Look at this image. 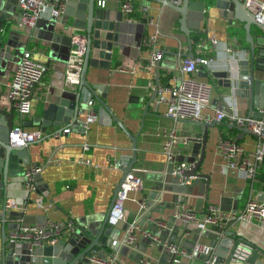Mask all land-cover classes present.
Returning <instances> with one entry per match:
<instances>
[{"label": "crops", "instance_id": "obj_1", "mask_svg": "<svg viewBox=\"0 0 264 264\" xmlns=\"http://www.w3.org/2000/svg\"><path fill=\"white\" fill-rule=\"evenodd\" d=\"M125 1L104 0L109 11L121 14V47H125V54L118 51V58L113 59L111 69L89 66L87 72L91 84L103 85L105 100L115 116L137 136L138 161L132 171L143 179V189L130 193L126 209L128 221H136L142 232L137 245H129L125 237L128 226L125 222L119 224L122 230L119 240L123 244L114 253L120 264H141L144 256L157 264H168L170 252L164 244H152L147 233L160 234L163 242L175 244L188 253L193 252L198 242L216 247L223 231L235 232L246 241L264 247V230L255 224L229 220L223 222L228 223L224 228L222 225H209L201 230L194 223L188 224L185 229L186 226L180 221H173V214L181 204L194 208L202 219L209 213L211 206L219 207L222 214L231 217L238 214L251 195L259 199L264 192V161L253 183L246 180L237 169L227 168L219 140L223 133L228 135L227 138H234L230 132L234 127L228 118L219 122L202 120L200 122L213 124L209 128L208 149L201 165V171L210 175L209 187L206 179H190L179 184L185 186L184 191L180 192L178 186L169 182L168 172L173 160L164 152L167 133L175 130L179 138L177 156L188 148L193 135L202 137L203 127L200 122L168 117L167 106L159 103L157 96L149 105L146 115L144 111L159 84L170 85L181 79V67L189 57L190 46L180 29L179 14L175 9L155 0H133L134 11L127 15L121 8ZM191 1H195L192 3L194 12L203 8L199 2L205 4L202 29L208 33L198 37L206 43L198 48L193 42V52L195 57L213 59L203 66V71L199 65V71L194 75L213 86L211 101L203 113L209 118L222 109L219 93L226 89L217 84V79L213 81L204 76V71L209 74L222 71L229 61L239 55L250 58L251 45L247 41L246 30L242 26L230 25L227 19L221 17L214 0ZM183 2L180 0L178 4ZM19 12L18 0H0V35H4V46L10 48L6 55H0V102L4 109L9 110V83L23 52L32 50L35 59L47 65V71L35 90L32 112L21 120L16 111L15 124L35 131L41 128L33 121L42 117L50 103L66 96L73 97L75 93L72 92L79 90L78 83H66V68L72 52L80 49L84 38L73 30L72 18L66 13L56 18L45 15L35 27L28 28L17 25ZM251 33L255 38L262 35L255 26ZM153 35L159 38L150 46L148 43ZM212 37L216 39V44L210 43ZM258 47L259 44L256 51ZM155 48L161 49L163 56L155 67L145 68ZM263 75L260 74V77ZM92 100L93 106L85 104L88 109L83 115L84 121L88 118L89 110L100 107L95 97ZM225 102L227 112L231 109L229 106L236 103L241 116L248 114L246 99L229 95L225 97ZM107 118L110 119L97 115V119L87 129L83 126H68V132L64 130L55 135L52 133L57 128L49 127L40 139L31 143L28 147L30 162L21 164V174L11 177L9 181L6 201L14 200L17 206L7 209L5 222L0 200V251L4 234L10 236L17 223L46 227L53 221L73 220L85 227L101 225L123 176L122 167H116L115 164L126 162L133 154V144L128 134L116 121ZM214 121L217 123L214 124ZM236 130L238 136L240 131ZM193 131H197V134ZM239 143L252 151L256 148L257 138L247 133L240 136ZM36 164L42 165V171L38 173L41 183L40 186L36 183L35 190H28L23 185V172ZM14 211L22 215L20 219H13ZM156 221H165L169 228L161 230ZM229 224L230 228L226 229ZM184 262L207 264L202 254L184 256Z\"/></svg>", "mask_w": 264, "mask_h": 264}, {"label": "water", "instance_id": "obj_2", "mask_svg": "<svg viewBox=\"0 0 264 264\" xmlns=\"http://www.w3.org/2000/svg\"><path fill=\"white\" fill-rule=\"evenodd\" d=\"M155 1L164 3L177 11L180 29L186 35L190 46L189 56L195 57L193 41L200 39L198 35L208 33L202 29L205 4L199 2L203 8L201 7L200 10H196L198 12H194L192 3L195 1L184 0L181 5L170 0ZM214 1L221 17L227 19L230 25L242 26L246 30L247 41L251 45V53L250 58L242 55L237 56L236 59L229 61L222 71H213L211 74L204 71V76L213 81L217 79V84L226 89L219 93L223 103L221 108L227 107L225 97L236 95L248 101L247 117L263 118L264 75L260 77V74H264V24L256 19V16L242 0ZM65 13L72 18L71 27L73 30H76L78 35L84 38L79 92L73 91L72 93H75L73 97L66 96L57 102L50 103L44 110L42 117L35 119L33 124L40 126L42 132H47L49 127L57 128L52 135L62 133L68 126L81 127L85 122L83 115L88 109V105L85 107V104L92 100V97H95L100 103V107L94 108L93 114L110 117L107 120L116 121L132 140L133 154L126 162L122 163V179L115 190L110 208L99 227L94 228L92 224L88 227L77 225L75 229L63 232L56 243H47L41 246H32L28 242L11 241L10 236L4 234L0 251V264H93L91 262L93 257L106 258L113 255L115 254L114 251H118L123 244L119 240L122 231L119 224L124 221L112 225L109 223V218L121 182L138 161L137 136L132 134L124 123L115 116L105 100L106 96L102 92L103 85L91 84L87 79L89 66L111 69L113 59L118 58L116 57L118 51L125 54V47H121V14H114V12L109 11L105 7L104 0H67ZM254 26L262 32L259 38L253 37L251 33ZM257 44L260 46L258 51H256ZM9 51L10 48L4 46V35H0V55H6ZM200 70L203 71L204 67L202 66ZM156 96L157 91L152 99L147 102L144 115L148 113L149 105ZM16 116V108L13 105L10 106L9 110H6L0 102V200L3 203L2 219L4 222L7 219V208L4 204L10 178L21 174V164L30 162L28 147L32 142L16 144L11 137V133L16 127ZM200 123L203 127L202 137L193 135L190 138L188 148L175 156L168 172L169 182L178 186L180 192L184 191L185 186L179 184L181 182L182 184L186 183L190 179H206L207 188L209 187L210 175L201 171V165L208 149L209 128L213 124ZM215 123L217 121H214ZM232 127L240 131L237 140L240 139V136L243 137L247 133L251 134L246 125L239 127L232 124ZM193 132L197 134V131ZM40 180L41 178L37 174L36 183L38 186H40ZM259 200L264 201V192L261 193ZM15 216L13 217L14 220L20 219L22 215L15 212ZM125 223L128 226L129 222ZM21 224L23 223H17L14 229H18ZM3 226L5 230L6 224L4 223ZM223 233L216 243L218 256L216 264H264V247L262 245L259 243L255 245L246 241L232 231L227 233L223 231ZM241 242H247L254 246V250L243 261L238 260L235 255ZM174 256L175 254L170 253L168 264H172L171 260Z\"/></svg>", "mask_w": 264, "mask_h": 264}, {"label": "built area", "instance_id": "obj_3", "mask_svg": "<svg viewBox=\"0 0 264 264\" xmlns=\"http://www.w3.org/2000/svg\"><path fill=\"white\" fill-rule=\"evenodd\" d=\"M20 12L17 18V25L20 27L33 28L38 21L45 15L50 18H56L65 13L67 0H18ZM133 0H126L122 3L121 8L127 15L134 11ZM246 7L256 16V19L264 24V1L262 0H242ZM180 0H175L178 4ZM130 17V16H129ZM129 19H132L130 17ZM158 35H153L149 41V45L153 46L158 40ZM198 48L203 47L206 43L202 38L193 41ZM210 43L216 44V39L211 38ZM84 53V45L81 44L79 50L72 52L68 60L66 68V83L79 84L81 73V62ZM163 56L161 49H153L151 57L145 68L155 67ZM213 59L210 57H187L181 67L182 77L174 84L160 85L156 88L157 101L167 106L166 114L174 120L200 122L202 120L221 121L228 118L231 124L242 127L248 126L251 134L257 138L256 148L252 151L246 150L235 138L221 137L219 146L225 158L226 167L237 169L244 178L252 183L257 179L259 170L264 161V117L260 119L249 118L247 115L241 116L237 104L232 103L231 108L227 112L224 108L217 110L214 117H205L204 109L210 103L213 86L211 83L198 79L194 75L199 71V65H208ZM47 71V65L44 62L35 59L32 50H25L18 62L17 68L13 73L12 80L9 83L7 101L16 108L19 118L22 120L32 112L33 96L37 86ZM94 100H90L88 105L91 107ZM97 119V115L93 114V109L88 111V118L82 124L85 129L88 125ZM70 129H65L69 131ZM41 130L29 131L18 125L11 133V137L16 144H25L34 142L42 137ZM167 139L164 144V152L170 160L176 156V147L179 138L172 130L167 133ZM88 148V145L85 146ZM116 167H122L121 163H116ZM42 171V165H33L23 172V185L28 190L36 189V175ZM143 189V179L133 171L129 172L120 184V190L116 197L112 208L109 223L117 224L119 221L129 222L126 209V201L129 199L130 193L133 191H141ZM4 206L16 207L14 200H7ZM209 213L205 218H200L197 211L192 207H186L181 204L173 214V221H180L183 225L194 223L199 229L204 230L209 225H222L229 220L234 222H247L255 224L264 230V201L259 200L251 195L243 210L238 214L229 216L222 214L219 207L211 206ZM231 224V223H230ZM230 224L226 227L229 229ZM156 225L161 229L169 228L165 221H156ZM77 224L73 220L53 221L46 227L30 225L23 223L14 230L10 235L11 241L28 242L32 246H41L47 243H56L63 232L73 230ZM140 226L136 221L128 223L126 231V242L129 245L136 246L138 237L141 235ZM143 234V233H142ZM152 244H164L165 248L172 254H175L171 260L172 264H186L184 256H192L202 254L206 258L207 264H216L218 256L214 245L198 242L192 253H188L175 244H168L162 241L160 234L147 233ZM254 250V246L247 242L239 243L236 250V257L243 261ZM93 264H120L118 257L113 254L106 258L93 257ZM141 264H157L150 257H143Z\"/></svg>", "mask_w": 264, "mask_h": 264}, {"label": "trees", "instance_id": "obj_4", "mask_svg": "<svg viewBox=\"0 0 264 264\" xmlns=\"http://www.w3.org/2000/svg\"><path fill=\"white\" fill-rule=\"evenodd\" d=\"M230 132L234 136V138L236 139V137H237V130L233 128ZM222 137H226L227 138L228 135H226L225 133H223ZM237 141H239V140H237Z\"/></svg>", "mask_w": 264, "mask_h": 264}]
</instances>
